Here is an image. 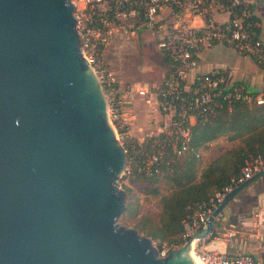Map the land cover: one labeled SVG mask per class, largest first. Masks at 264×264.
Wrapping results in <instances>:
<instances>
[{
	"label": "water",
	"instance_id": "95a60500",
	"mask_svg": "<svg viewBox=\"0 0 264 264\" xmlns=\"http://www.w3.org/2000/svg\"><path fill=\"white\" fill-rule=\"evenodd\" d=\"M70 0H0V264H198L119 225L125 151L83 58Z\"/></svg>",
	"mask_w": 264,
	"mask_h": 264
},
{
	"label": "built area",
	"instance_id": "2783aa9c",
	"mask_svg": "<svg viewBox=\"0 0 264 264\" xmlns=\"http://www.w3.org/2000/svg\"><path fill=\"white\" fill-rule=\"evenodd\" d=\"M259 0H70L75 31L83 58L92 67L103 89L109 120L125 151L123 173L138 170L158 176L166 149L179 157L189 150L190 130L196 122L212 119L235 101L264 104V89L250 93L243 84L227 85L221 69L197 70L200 49L222 45L250 57L264 71V41L261 24L252 12ZM216 15L224 16L216 21ZM141 26L155 35V45L164 60L165 74L155 86L122 82L107 65L103 48L117 36L131 35ZM138 95L148 108L146 127L131 134L135 110L131 99ZM127 148L135 146L134 156ZM131 168V170H130ZM264 170V158L247 157L239 171L200 203L183 223L182 244L203 229L223 196ZM255 215V214H254ZM256 216V215H255ZM213 230L192 240L196 258L202 264H264L251 254L227 253L233 229L222 217H214ZM216 226V229H215ZM264 240V234L257 235ZM179 245V246H180ZM167 253L165 249L159 256Z\"/></svg>",
	"mask_w": 264,
	"mask_h": 264
},
{
	"label": "trees",
	"instance_id": "16d2710c",
	"mask_svg": "<svg viewBox=\"0 0 264 264\" xmlns=\"http://www.w3.org/2000/svg\"><path fill=\"white\" fill-rule=\"evenodd\" d=\"M219 137L236 140V145L202 164V151ZM256 156L264 158V104L235 101L230 110L224 106L209 121L196 122L191 127L189 150L183 155L177 157L170 149L165 150L162 162L169 164L168 169L162 163L158 176L135 174L151 185L149 192L153 196L159 195L158 188L153 186L159 180L168 189L158 199L155 219L139 215L134 204H126L123 213L129 220L135 219L136 231L159 244L177 247L182 243L183 223L196 207L236 174L245 158Z\"/></svg>",
	"mask_w": 264,
	"mask_h": 264
},
{
	"label": "crops",
	"instance_id": "0c3cea01",
	"mask_svg": "<svg viewBox=\"0 0 264 264\" xmlns=\"http://www.w3.org/2000/svg\"><path fill=\"white\" fill-rule=\"evenodd\" d=\"M252 12L261 24L260 37L264 41V0H259L257 4L252 6ZM223 18L224 16L216 15V21H221ZM106 46L103 48L104 59L108 50ZM233 52L236 57L232 63L228 64L225 56L221 55L227 53L226 47L216 45L212 48L200 49L196 54L198 60L197 70L199 72H208L215 68L221 69L225 75L227 85L235 82L241 83L250 93L263 90L264 71L250 57L237 54L234 50ZM247 57L252 62L251 65H247L244 62V58ZM161 60L164 68L163 77L165 64L162 57ZM106 63L109 65L107 61ZM121 81L127 82L122 79ZM236 142V140H226L225 137H219L209 142L206 149L201 153L202 164L213 160L226 149H231L236 145ZM252 213L256 216L246 215ZM221 214L225 224L231 227L234 232L231 241L227 243V253L239 250L251 254L257 261L264 263V240H259L257 237L258 234H264V176L248 183L244 189L226 203Z\"/></svg>",
	"mask_w": 264,
	"mask_h": 264
},
{
	"label": "rangeland",
	"instance_id": "374dc122",
	"mask_svg": "<svg viewBox=\"0 0 264 264\" xmlns=\"http://www.w3.org/2000/svg\"><path fill=\"white\" fill-rule=\"evenodd\" d=\"M106 47H108V50L105 59H107L106 61L109 63L108 66L110 69L120 80H125L127 83L137 86H155L161 81L164 68L162 66L160 53L155 45V35L146 31L143 26L137 29L133 35L126 33L117 37ZM221 55L225 56L228 64L232 63L236 57L235 53L230 48H227V53H225V55ZM244 62L247 65L252 64L248 57L244 58ZM131 105L135 110V121L131 128V134L137 135V128L144 129L146 127L149 111L143 103L142 98L138 95H135V97L131 99ZM123 145L126 147L125 143H123ZM126 149L127 156H134L137 152L135 146H131L130 148L126 147ZM139 173L138 170L122 173L118 180V187L124 191L125 205L134 204L136 206V212H138L139 215L146 214L150 218L155 219L159 207L158 199L160 195L166 194L168 189L163 181L159 180L157 183L153 184L154 187L158 188L159 195H151L149 192L151 185L145 179L136 178L135 174ZM246 215L255 216L254 213ZM134 221L135 219L129 220L125 213H122L118 219V224L133 228L135 225ZM137 232L140 235H144L140 230H137ZM152 244L158 252L162 249L168 252L170 249L179 247H171V245L165 242L159 244L156 240H152ZM167 248H169V250Z\"/></svg>",
	"mask_w": 264,
	"mask_h": 264
},
{
	"label": "bare ground",
	"instance_id": "6f19581e",
	"mask_svg": "<svg viewBox=\"0 0 264 264\" xmlns=\"http://www.w3.org/2000/svg\"><path fill=\"white\" fill-rule=\"evenodd\" d=\"M193 244H194V242L192 241V242H191V252H192V255H193V257L195 258V260L197 261L198 264H202V263L199 262V261L197 260V258H196V255H195V253H194V249H193Z\"/></svg>",
	"mask_w": 264,
	"mask_h": 264
}]
</instances>
